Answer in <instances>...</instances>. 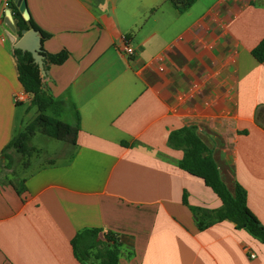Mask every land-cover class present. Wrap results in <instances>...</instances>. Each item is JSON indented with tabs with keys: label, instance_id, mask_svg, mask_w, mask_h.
Masks as SVG:
<instances>
[{
	"label": "crops",
	"instance_id": "obj_1",
	"mask_svg": "<svg viewBox=\"0 0 264 264\" xmlns=\"http://www.w3.org/2000/svg\"><path fill=\"white\" fill-rule=\"evenodd\" d=\"M8 2L0 0V160L30 109L29 94L15 102L25 91ZM26 5L50 35L44 49L70 53L44 75L55 98L46 114L80 131L63 162L50 157L20 180L21 195L0 180V264H82L71 240L84 229L120 237L118 264H264V243L246 230L227 220L199 227L221 200L168 144L171 131L195 126L222 180L246 190L264 226V62L252 55L264 40V0H196L183 14L168 0Z\"/></svg>",
	"mask_w": 264,
	"mask_h": 264
},
{
	"label": "trees",
	"instance_id": "obj_2",
	"mask_svg": "<svg viewBox=\"0 0 264 264\" xmlns=\"http://www.w3.org/2000/svg\"><path fill=\"white\" fill-rule=\"evenodd\" d=\"M174 8L183 14L196 0H168ZM8 8L11 10L15 20L17 35L21 37L23 31L35 29L41 36V53L44 57V69L48 71L51 65H62L70 57V53L62 50L59 53H48L43 44L50 35L41 31L30 18L25 20L15 0H9ZM252 55L259 61L264 62V40L253 49ZM14 56L18 72V79L24 91L30 96V108H36L37 115L24 130L15 135L3 149L1 156L7 159L9 164L13 158L9 150H15L25 159L24 164H29V159L41 154V150L29 144L30 139L36 133H42L50 138L63 141L69 145H76L80 125H70L57 118L46 114L55 98L45 87L44 78L39 65L35 62L29 52H23L14 48ZM170 147L183 151V157L179 167L189 174L201 178L221 200V207L210 212L207 222L200 220L199 227L202 229L215 222L230 221L237 229H244L254 238L264 243V226L252 213L247 204V192L239 184L231 191L220 177L212 151L197 135L195 126H184L170 132L168 137ZM11 185L19 195L26 189L23 180L5 182ZM184 203L187 199L184 197ZM198 214L200 209L191 207ZM74 254L82 264H118L122 244L120 237L112 232H104L101 229H84L71 240Z\"/></svg>",
	"mask_w": 264,
	"mask_h": 264
},
{
	"label": "rangeland",
	"instance_id": "obj_3",
	"mask_svg": "<svg viewBox=\"0 0 264 264\" xmlns=\"http://www.w3.org/2000/svg\"><path fill=\"white\" fill-rule=\"evenodd\" d=\"M28 110V112H27ZM25 111V109H24ZM37 115L36 108H30L28 109V106L26 107V114L23 112V121L24 126H27L30 122L33 121V119ZM26 124V125H25ZM25 128V127H24ZM29 144L31 146H35L36 148H40L43 154H38L30 158L29 164L25 165V159L22 157V155L15 152V150H9V155L12 156L13 162L9 164L7 159H4L3 157L0 160V180L4 182L8 181H17V183L26 175L34 172L39 168L41 165L45 164L48 161V158H53L57 160L58 162H63L64 158H66V155H62L60 152L64 149L66 146V143L63 141H59L53 138H50L42 133H36L34 137L30 139ZM49 155V157L47 156ZM3 161V165L1 163Z\"/></svg>",
	"mask_w": 264,
	"mask_h": 264
},
{
	"label": "water",
	"instance_id": "obj_4",
	"mask_svg": "<svg viewBox=\"0 0 264 264\" xmlns=\"http://www.w3.org/2000/svg\"><path fill=\"white\" fill-rule=\"evenodd\" d=\"M25 20L30 19V13L28 11L26 0H15ZM7 24L10 28L8 37L13 43L15 49H19L23 52H29L32 54L35 62L39 65L42 75L46 74L44 69V57L41 53V36L35 29L29 31H23V35L19 37L16 33V27L13 24V16L10 11L7 12Z\"/></svg>",
	"mask_w": 264,
	"mask_h": 264
},
{
	"label": "built area",
	"instance_id": "obj_5",
	"mask_svg": "<svg viewBox=\"0 0 264 264\" xmlns=\"http://www.w3.org/2000/svg\"><path fill=\"white\" fill-rule=\"evenodd\" d=\"M124 53L128 56H133L135 51L130 45H128L124 48ZM194 88H197V85H195ZM183 96L186 97V94H184ZM26 99H27V93L26 92L16 94V96H15V102L16 103L24 102ZM252 257H255V255H252Z\"/></svg>",
	"mask_w": 264,
	"mask_h": 264
}]
</instances>
